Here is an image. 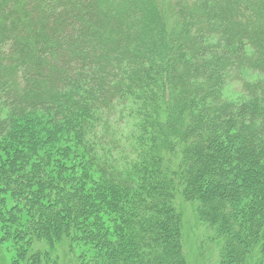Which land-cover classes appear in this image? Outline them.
<instances>
[{
  "label": "trees",
  "instance_id": "obj_1",
  "mask_svg": "<svg viewBox=\"0 0 264 264\" xmlns=\"http://www.w3.org/2000/svg\"><path fill=\"white\" fill-rule=\"evenodd\" d=\"M171 9L167 31L160 0H0V142L17 120L48 115L56 130L80 132L102 181L89 191L82 177L68 194L38 166L27 174L19 161L0 163V227L12 226L4 232L25 247L27 231L14 222L21 203L37 220L38 241L70 230V216L115 205L127 244L105 246L111 260L94 264H187L174 204L178 178L201 215L227 235L231 262L242 263L264 241V205L248 218L257 233L237 221L242 198L258 203L264 194V82L242 76L264 74V0H171ZM229 80L241 101L224 98ZM128 100L139 105L137 138L146 154L141 166L125 170L110 154L114 142L83 137L102 122L108 132ZM173 148L182 154L180 177L164 167L163 153ZM12 193L20 200L9 207ZM72 197L73 211L65 199Z\"/></svg>",
  "mask_w": 264,
  "mask_h": 264
},
{
  "label": "rangeland",
  "instance_id": "obj_2",
  "mask_svg": "<svg viewBox=\"0 0 264 264\" xmlns=\"http://www.w3.org/2000/svg\"><path fill=\"white\" fill-rule=\"evenodd\" d=\"M160 6L165 29L170 31L173 24L171 0H160ZM242 76L250 82H264V74L250 73L244 70ZM222 92L224 98L231 102L243 99L232 80L226 82ZM131 101L120 102L121 105L119 104L116 115L111 119L113 124L111 121L112 126L109 127L108 132L102 131L105 124L102 122L96 135L91 133L83 137L87 142H92L96 138L98 141H104L107 145L114 142L112 147L114 151L110 153L111 149L107 150L121 165L123 164L125 170L141 166L146 154V150L143 153V148L138 144L139 138H137L139 105L136 101ZM103 121L105 122L106 118ZM51 122L52 118L40 113L17 120L10 138L12 140L0 142V163L3 165L12 162L17 165L24 164L23 168L27 174H30L33 167L38 166L37 168L50 178L49 180L53 182L54 186L60 189L65 188L68 194H72L73 188L80 181L86 183L89 191L94 188V185L99 186L102 182L101 177L97 173L96 166L89 164V157L86 156L87 152L80 140V132H74L69 128L56 130L52 127ZM11 144H15L13 150L8 147ZM106 154L108 155L107 152ZM163 155L166 163L164 167L170 168L172 172L178 174L176 176L180 177L181 151L173 148ZM16 161H19V164ZM19 169L14 170L12 175L14 179L20 178ZM125 172L128 173V171ZM255 175L256 173L254 177L248 178L246 184H253V181L256 180ZM82 177L84 179L80 180ZM176 184L174 204L180 213L187 264H264L263 240L253 248H249L242 263L231 262L228 256L227 235L213 220L201 215L197 199L186 196L185 187L180 178L176 179ZM52 196L54 199L56 197L60 199L61 194L55 191ZM7 199L9 207L15 206L13 199L17 202L20 200L15 197L14 193L9 194ZM65 199L67 204H71L72 210L76 204L74 197ZM260 203L264 205V194L262 201L258 199V203L256 198L248 197V195H245L244 199L242 198L237 205V211L240 214V217L237 218L239 226H245V229L250 232H258L257 228L254 230L253 226L248 225L252 224V222L248 223L250 222L248 218L252 216L256 205ZM21 204V207L17 206L19 215L14 218V222L19 223L22 229H26L27 246L25 247L17 240L19 236L16 235V238L13 233L6 234L8 231L4 232V229L8 228L9 230L12 226H5L3 229L0 227V264H94L93 262L97 263L98 261L102 263L111 260V256H113L107 247L123 248L122 243L126 245L130 235L125 228L122 212L116 209L115 205H106L98 210H92L85 217L80 216L79 220L77 216H70L71 229L56 236V240L50 238L51 241L45 239L38 241L37 235L33 233L37 220L29 213V208L27 209L24 203ZM3 214H0L2 226H4ZM258 218L259 216H257ZM73 223L75 224L73 225ZM13 230L15 231V228L9 232H13ZM19 231L18 228L16 232L19 234ZM263 232L264 229L259 238L263 237ZM103 239L107 244L102 241ZM126 251L130 252L127 249ZM34 254L37 256L33 259L32 255Z\"/></svg>",
  "mask_w": 264,
  "mask_h": 264
}]
</instances>
